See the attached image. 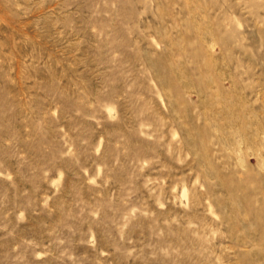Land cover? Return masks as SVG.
Masks as SVG:
<instances>
[{"label":"rangeland","instance_id":"obj_1","mask_svg":"<svg viewBox=\"0 0 264 264\" xmlns=\"http://www.w3.org/2000/svg\"><path fill=\"white\" fill-rule=\"evenodd\" d=\"M0 264H264V0H0Z\"/></svg>","mask_w":264,"mask_h":264}]
</instances>
